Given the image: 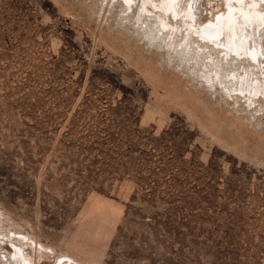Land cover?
I'll use <instances>...</instances> for the list:
<instances>
[{
  "label": "rangeland",
  "instance_id": "obj_1",
  "mask_svg": "<svg viewBox=\"0 0 264 264\" xmlns=\"http://www.w3.org/2000/svg\"><path fill=\"white\" fill-rule=\"evenodd\" d=\"M174 1L0 0V264H264V0Z\"/></svg>",
  "mask_w": 264,
  "mask_h": 264
},
{
  "label": "bare ground",
  "instance_id": "obj_2",
  "mask_svg": "<svg viewBox=\"0 0 264 264\" xmlns=\"http://www.w3.org/2000/svg\"><path fill=\"white\" fill-rule=\"evenodd\" d=\"M128 1V3L129 2H131L132 0H127ZM162 1H165V3H166V1H167V3L166 4H163V7H162V11H163V13H165V14H169L170 13V8H168L167 7V5H169L172 9H173V7L175 8V6H174V3L173 2H175L174 0L172 1V0H162ZM230 1V0H229ZM232 1V0H231ZM230 1V2H231ZM254 1V0H253ZM237 2V1H236ZM255 2L256 1H254V4H252L251 5V7H253L254 5H255ZM132 3V2H131ZM131 3H129V4H131ZM148 4H149V2H148ZM257 4V3H256ZM192 6V5H191ZM156 7V6H155ZM190 8V7H189ZM247 8V7H246ZM232 10V12H230L231 14H233L234 15V17L236 18V16H237V14H236V8H231ZM188 10V9H187ZM253 10V9H252ZM252 10H244L243 12L242 11H240L239 13H240V15H243V18L242 19H248V20H251V22L250 23H252L251 25H253V24H256L257 22H259V20H263V18L262 17H260V16H258V15H255V14H253V13H251V11ZM186 12V14L188 15V17L189 18H191L193 15H194V13H195V11H194V7H192L191 8V10H189V11H185ZM184 12V13H185ZM264 13V12H263ZM263 13H262V15H263ZM260 14V13H259ZM195 16V15H194ZM188 17H185V19L187 18V19H189ZM184 19V20H185ZM190 21V20H189ZM219 22V21H218ZM236 22L237 23H241V19H237L236 20ZM211 24V23H210ZM236 24V23H235ZM248 24V23H247ZM241 25V24H240ZM248 27H246V28H250L249 27V25H247ZM224 30V29H223ZM245 32V35H244V38L245 37H247L248 35H247V33H246V31H244ZM262 32V31H261ZM200 34H201V36L203 37V39L205 40H210V41H212V42H214V43H216V44H222L223 45V43H224V37H225V32H223L220 28H219V26H218V24H212V25H210V26H206V27H204L203 29H202V31L200 32ZM238 37V36H237ZM238 41V40H237ZM236 41V39H234V40H232V42L234 43V47L233 48H230L232 51H236V52H238L239 51V49L236 47L237 45H239V42H237ZM249 44V46H248V49H246L245 50V52H249L250 53V56H253V57H255L256 55H257V51L255 50H253V47H252V43H250L249 42V40H247V45ZM225 47V46H224ZM223 48V47H222ZM230 52V51H229ZM241 52V51H240ZM229 55V54H228ZM30 263V262H29ZM32 264V263H31Z\"/></svg>",
  "mask_w": 264,
  "mask_h": 264
}]
</instances>
